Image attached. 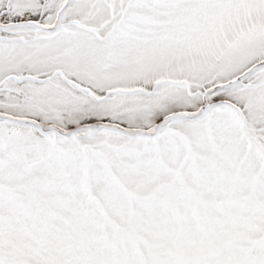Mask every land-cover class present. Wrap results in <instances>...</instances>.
Returning a JSON list of instances; mask_svg holds the SVG:
<instances>
[{
	"label": "snow or ice",
	"instance_id": "snow-or-ice-1",
	"mask_svg": "<svg viewBox=\"0 0 264 264\" xmlns=\"http://www.w3.org/2000/svg\"><path fill=\"white\" fill-rule=\"evenodd\" d=\"M0 264H264V0H0Z\"/></svg>",
	"mask_w": 264,
	"mask_h": 264
}]
</instances>
